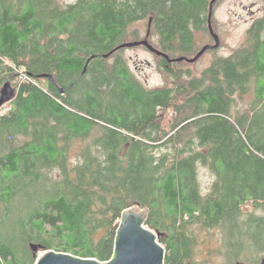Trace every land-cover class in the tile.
Segmentation results:
<instances>
[{
  "label": "trees",
  "instance_id": "trees-1",
  "mask_svg": "<svg viewBox=\"0 0 264 264\" xmlns=\"http://www.w3.org/2000/svg\"><path fill=\"white\" fill-rule=\"evenodd\" d=\"M209 2L0 0V87H17L0 112V264H34L30 243L106 261L134 205L164 264H196L202 245L220 264L264 258L263 31L197 75L150 51L161 87L114 50L146 22L155 48L191 56Z\"/></svg>",
  "mask_w": 264,
  "mask_h": 264
},
{
  "label": "water",
  "instance_id": "water-1",
  "mask_svg": "<svg viewBox=\"0 0 264 264\" xmlns=\"http://www.w3.org/2000/svg\"><path fill=\"white\" fill-rule=\"evenodd\" d=\"M217 0H210L208 13V27L213 34L210 18L213 12V5ZM150 21V20H149ZM149 29L145 33V38L134 41L123 42L118 48H131L139 45L145 46L149 51L156 53L167 59L168 62L186 60L187 62H195L207 48L204 46L193 57L185 56L169 58L166 53L155 48L147 39ZM215 37V45H218V38ZM113 50V51H114ZM112 51V52H113ZM52 79V76H49ZM17 95V87L10 80L5 81L0 87V108L13 100ZM149 216L146 208L139 206H130L122 210L120 219L116 228L113 252L110 259L99 261L94 257H80L64 251H56L54 249H44L37 254L40 245L30 243L29 249L32 251L35 262L34 264H164L165 247L158 241V234L145 225V221ZM241 264V263H240ZM264 264V258L260 263Z\"/></svg>",
  "mask_w": 264,
  "mask_h": 264
},
{
  "label": "rangeland",
  "instance_id": "rangeland-1",
  "mask_svg": "<svg viewBox=\"0 0 264 264\" xmlns=\"http://www.w3.org/2000/svg\"><path fill=\"white\" fill-rule=\"evenodd\" d=\"M259 1L260 0H218V2H216L213 6V17L210 20H212L211 24L214 32H216L219 37L221 36L220 39L222 38L224 46L222 49H218L217 51L209 50L194 63L183 62V66L189 67L192 75H197L211 63L215 56H227L233 50L242 46L248 38V32L246 30L250 24V17L248 15L249 12L244 10L243 7L246 6L251 8V4L255 3L254 8L252 9L254 11L256 9V5L259 4ZM135 26L140 30L139 39L145 38L146 22H140ZM199 35L200 33L195 34L197 42L199 40ZM156 40V36H149L151 44L155 45ZM122 49H125L124 55L129 58L128 64L131 69L136 72L138 77L146 84V86L156 87L170 83V80H167V78L164 77V74L155 68V55L148 51L145 46L139 45L136 47ZM197 50L198 49H196L195 52ZM195 52L193 54H195ZM146 60L150 62V65H146L144 63ZM250 96H245V100H242L241 111L248 109L247 106L251 99ZM6 104L3 106V109H0L1 113H4V110L6 109L8 110L9 106L7 105L8 107H6ZM256 115L258 122L261 121L263 123V128H261V138L264 139V107ZM71 158H74V155H72ZM199 182L204 190L208 188L211 182V177L207 175V172L204 169H200L199 171ZM204 248L205 246L202 245V248L196 251V254L193 257L194 263L220 264L222 262L223 258L221 255H218L215 252L208 253V251H204ZM41 252L42 251L39 250L37 254ZM206 258L208 259L207 263Z\"/></svg>",
  "mask_w": 264,
  "mask_h": 264
},
{
  "label": "flooded vegetation",
  "instance_id": "flooded-vegetation-1",
  "mask_svg": "<svg viewBox=\"0 0 264 264\" xmlns=\"http://www.w3.org/2000/svg\"><path fill=\"white\" fill-rule=\"evenodd\" d=\"M216 2H218V0ZM254 5H255V3H252L251 6H250L251 8H248L246 6L243 7L244 10H247L249 12L248 15L250 17V24H249V27L246 30L248 32V36H249L250 31L254 30L255 28H258L259 30L263 31V34H264V0H260L259 4L256 5V9L253 11L252 9L254 8ZM213 11H214V9H213ZM212 17H213V13H212V16H211L210 19H212ZM210 23H212V20H210ZM211 26H212V24H211ZM206 27H207V29H205L204 31H203V29L202 30L200 29V30H194V32H193L194 36H193L191 49H198L195 52V54L201 48H203L204 46H207V45L211 46V47L207 48L202 55L206 54V52H208L209 50L217 51L218 49H222V47L224 46V43H222V38L220 39L221 36L219 37V35L216 32H214L213 28H212L213 34L210 32V29L208 27V20H207V23H206ZM196 33H200L199 40H198L199 43L197 42V39H196V36H195ZM214 36H216L218 38V45L217 46H214L215 43H216V41H215L216 39H215ZM147 39L149 41V35L147 36ZM160 39H161V37H160ZM162 45H163V47H166L165 43H163ZM162 45L160 44L161 47H162ZM195 54H193L191 56H187V55H178V56L179 57L180 56H185L187 58H190V57H193ZM181 61L182 62H187L186 60H181ZM181 61H175V62H181Z\"/></svg>",
  "mask_w": 264,
  "mask_h": 264
},
{
  "label": "bare ground",
  "instance_id": "bare-ground-1",
  "mask_svg": "<svg viewBox=\"0 0 264 264\" xmlns=\"http://www.w3.org/2000/svg\"><path fill=\"white\" fill-rule=\"evenodd\" d=\"M161 87V86H160Z\"/></svg>",
  "mask_w": 264,
  "mask_h": 264
}]
</instances>
